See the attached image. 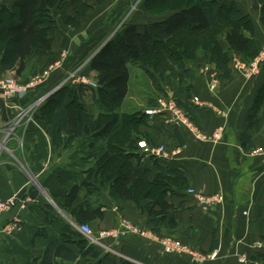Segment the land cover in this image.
<instances>
[{"label": "crops", "instance_id": "obj_1", "mask_svg": "<svg viewBox=\"0 0 264 264\" xmlns=\"http://www.w3.org/2000/svg\"><path fill=\"white\" fill-rule=\"evenodd\" d=\"M16 1L0 0V11L4 7L12 10ZM132 1L123 0L124 6L117 2L113 16L106 22L108 33ZM235 1L249 16L252 35L264 48V24L259 12L252 10L255 0ZM57 19V28L52 33V54L67 51L74 44H103L100 36L104 22L95 25L89 33L80 32L79 37L76 31H71V25ZM158 20L143 15L139 19L132 18L130 24L142 32L148 23ZM83 27L86 28V19ZM222 45L227 47L225 41ZM70 58L74 57L70 55ZM77 60L54 70L57 73L50 78L46 92L53 90L59 76L76 65ZM200 63L190 64L188 74L179 70L177 75L181 81L171 85L172 88L148 84L146 88L154 97L157 94L153 91L160 89L167 97L174 95L178 106L190 112L192 121L211 136V142L198 141L186 128L175 126L170 114L145 116L153 103L151 96L147 97L139 92V87L135 89L132 85V64L129 92L117 109L124 119L140 121L137 114L145 116L123 150L135 169L148 174L149 183H159L161 202L170 207L166 219L142 214L133 201L112 198L111 184L102 185L100 177L94 175L89 179L96 163L85 159L87 137L72 141L67 138L65 144L57 145L45 121L19 117L29 104L18 99L7 100L0 91V198L30 199L23 209L16 207L0 219V264H42L47 250L57 244L65 248L71 258H57L56 264H245L239 260L241 255H245L246 263H257V256L264 253V245L255 247L264 238V107L254 120L252 108L264 85V70L254 80L243 79L238 74L229 80L211 64V84L213 79L217 81L214 92L213 88L209 90L208 77L201 76ZM6 73L16 74L0 67V75ZM91 74L97 76L95 72ZM195 97L203 102L193 100ZM87 100L85 97L84 101ZM87 103L96 113L103 109L92 99ZM124 124L128 126L125 121ZM218 130H222L223 138L215 141L212 137ZM245 134L250 136L251 149L242 144ZM142 142L149 146L163 145L167 153L159 158L149 156L139 146ZM88 183L92 186L91 192ZM74 187L81 190L70 204L66 194ZM189 189L206 196L222 195L223 203L205 210L188 194ZM151 202L145 200L143 204ZM88 204L103 214L102 220L88 223L99 228L94 233L95 243L86 242L88 239L78 229V214H73L78 207L86 212ZM155 210L161 209L156 206ZM124 214L144 228L148 237L122 234L120 217ZM16 220L21 221L23 229L8 233V225ZM66 225L73 229L65 231ZM104 232L113 234L108 237ZM162 234L182 239L191 248L206 254L207 259L194 261L184 254L164 253L159 242ZM88 244L98 256H85Z\"/></svg>", "mask_w": 264, "mask_h": 264}, {"label": "trees", "instance_id": "obj_2", "mask_svg": "<svg viewBox=\"0 0 264 264\" xmlns=\"http://www.w3.org/2000/svg\"><path fill=\"white\" fill-rule=\"evenodd\" d=\"M173 1L176 0H168ZM163 3L165 5L167 2ZM160 4L162 5V2ZM258 4L255 2V7H258ZM89 7L91 6L83 0H17L12 10L2 8L0 67L4 71H15L21 76L32 62L53 53L52 32L57 28L54 13L59 12L65 24L74 26L81 21L80 12ZM262 7L264 11V0ZM173 11L174 13L167 18L148 23L142 32L136 25L130 23L123 26V29L90 61L89 67L97 75L98 87L90 88L85 84L78 87L66 86L48 98L40 106V114L36 115V118L45 121L48 132L57 145L65 144L67 138L71 141L82 137L88 138L85 159L96 163L89 173V179L95 175L101 178L102 185L111 184L112 198L133 201L142 214L151 217L161 216L162 219L167 218L170 207L161 202L159 183H149L148 174L135 169L130 157L123 150L127 143L131 142L130 138L141 120L148 116L137 114L139 121L132 118L124 119V116L117 112L129 92L130 65L143 68L152 79L156 74L152 73L151 68L162 67L160 73L168 70L164 63L165 59L171 61V64L174 63L179 70L189 72L188 62L189 58H192L189 55L190 42L185 38L179 39V36L188 33V30L198 36H207L204 43V47L207 48L206 54L211 64L222 71L223 76L229 80L233 71L230 66L232 53L243 56L250 54V58H254L262 50L261 44L252 35L253 27L249 16L239 9L235 1L198 0ZM226 26L230 29L224 39L227 47H224L219 38L221 32L215 31ZM248 33L251 36H248ZM194 43L199 44V41L195 40ZM87 90L91 92L94 103L102 106V111L96 113L88 110L84 102ZM262 107L264 85L252 108L253 120ZM242 138L243 146L251 149L253 146L250 136L245 134ZM87 187L91 192L92 186L88 183ZM80 190L81 188L74 187L67 192L70 204L77 198ZM145 200L153 202L144 205ZM156 206L160 207L159 212L155 210ZM87 207L86 212L82 207L73 210V214H78L79 226L103 219V214L97 208L90 204ZM72 229L70 225L65 226V231ZM84 253L85 256H98L95 249L89 246ZM57 258L71 256L65 248L57 244L47 250L42 264H56ZM256 261H264V253L258 255Z\"/></svg>", "mask_w": 264, "mask_h": 264}, {"label": "rangeland", "instance_id": "obj_3", "mask_svg": "<svg viewBox=\"0 0 264 264\" xmlns=\"http://www.w3.org/2000/svg\"><path fill=\"white\" fill-rule=\"evenodd\" d=\"M197 1L198 0H176L175 2L174 1L168 2V0H133L132 4H130L128 6L126 5L128 8L126 9V11L124 13H122L120 15V17L117 21L118 23L115 22V24H114L115 26L112 25V29L110 30L111 32L108 33L107 29H106V22H107V20H109V18H111L113 16L114 7L117 4V2H120V4L122 6H124L123 0H83L84 3L90 5L91 7H89L87 10L80 12L81 13V21H79L78 24L75 23L74 26L72 25L71 31H73V32L76 31V33L79 36L80 32L89 33L91 30H93L92 28H94L95 25H101L104 22V24H105L104 29H102L104 31H103L102 35L100 36V37H102V38H100V40H103L102 41L103 44L94 45V46H87L85 44L77 46L76 44H74V45H71L70 47L68 46L69 49L67 51L63 50V51H60L58 53V55L57 54L50 55V56L54 57L53 60L51 58L49 59V56H46L39 61L32 62L28 66L27 70L21 76H18L15 73L14 74L13 73L12 74L6 73L5 75L3 74L4 76L0 75V79H4V78L15 79L22 86H25V87L32 86L29 89V93L27 94V96L23 99H18V100L25 101L26 105L29 104V107H27L26 109L23 110V114L25 115V117L26 118L27 117L36 118V115L40 114L39 113L40 112L39 111L40 106H42L47 101L48 98L52 97V95L54 96L55 93L57 94V91L62 90L66 86L78 87L80 84H85V85H88L90 88H97L98 87L96 77H94L91 74V72H93V71H91V69L89 67L90 61L96 55V53L99 52V50L113 36H115L118 32H120L123 29V26L129 24L132 21V18L135 17L136 19H139L141 16L144 15V16H147L148 18H151V19H160L161 20V19L167 18L171 14H173L174 13L173 10L181 8L183 6H187L188 4L194 3ZM161 2H162V5L160 4ZM163 2H167V3L164 5ZM255 2L259 3L258 7H255V3H254V8L252 10L254 12L255 11L259 12V17H260L261 23L264 24V11L262 9L263 8L262 7L263 0H261V1L255 0ZM118 8H119V6H118ZM54 17L58 18L61 22H64V18L62 17V15L59 12H57ZM84 19H86V28L83 27V20ZM229 29H230V27L226 26L225 28L224 27L218 28V30L215 31V33L221 32L219 38L222 42H224L225 36H226ZM66 31L70 32L67 29H66ZM181 38L182 39L185 38L186 40H188L190 42L191 49H190L189 55H191L192 58H189L190 61L188 62V64L189 65L195 64L196 61H198V63L201 62L199 64L200 65L199 68L201 69V74H202L201 76L208 77L209 90L211 91V85L213 83L217 84V81H216V79H213L212 80L213 83L211 84V72H210V70H211L212 66H211L210 58H208V55L206 54L207 48L204 47V43L207 40V36H198V35H196V33H193V32L188 30V33H183L179 36V39H181ZM195 40L199 41V44H195L194 43ZM173 43L176 44L175 42H173ZM173 43L171 44L172 46L174 45ZM68 47H66V48H68ZM70 50H71V52H69ZM262 52H264V48H262L259 55H257L254 58H250V54L246 55V56L238 55V54H236V55L231 54V59H230L231 65L230 66L234 65V61H239L242 64V66L249 69L250 66L257 61V59L259 58V56ZM159 53H161V51ZM69 54L71 56H73L74 58H70ZM80 54L82 56L81 59H79ZM164 57L165 56L162 55V58H164ZM68 59H69V61H67ZM77 59H79V60H77ZM73 60H77V62L75 63L76 65L71 67L70 70L65 71L64 74L60 75L59 81L58 82L56 81V83H58V84H56V86H54L53 90L46 92L50 78L52 79V76L57 73V72L55 73L54 70L56 68L63 67L64 63L67 64L70 61L72 63ZM164 63L167 65V66L165 65L166 68H168V70L166 69L167 71H165L164 73L159 72V70L162 67L157 68L158 70L151 68L152 73L156 74L154 79H152V77L149 74L146 75V71L143 68H141L137 65H132V66L130 65L132 68V71H131L132 72V81H133L132 85L135 87V89H136V87H139L140 88L139 92H142L144 95H148L147 97H150L151 94H149V91L146 88V84L152 85L153 87L164 85L167 88L168 87L172 88L171 85H173V84L177 85L178 84L177 81L178 80L181 81V79H178L179 76L177 75V73L179 72V69L177 68V66L174 63L171 64V61H168L167 59H165ZM259 65H260L258 67L259 71L256 74H252V75H248V76L244 77V75L240 74L239 71H232V77H234L235 75L238 74V75L242 76L241 78H243V79L254 80V78L256 79L262 75V72L264 70V59L261 60ZM136 67L139 68L140 70L136 69ZM163 68H165V67H163ZM202 69H203V71H202ZM156 78H158V79H156ZM216 89L213 91L215 92ZM38 91H39V94H35ZM160 91H161V89H160ZM160 91L159 92L157 90L153 91L155 95L157 94V96H155V97L151 96L150 97V99H152L151 103H153L151 108H153L155 105L162 107V104H164V106L169 108L172 104H174V103L177 104V101L174 99L175 98L174 95L167 97V95H165V93H163V92L160 93ZM84 95H85V97H87L88 102H89V99L90 100L92 99L91 92L89 90L85 91ZM57 99H59V98H57ZM193 100H195L197 102H203L199 97H195V98H193ZM87 101H84V102H85L88 110L95 112V109L92 108L89 105V103H87ZM33 103H35V104H33ZM31 104H33L32 106H34V107L30 106ZM169 113H170V115L175 117V113L173 111L169 110ZM189 120L192 122V124L194 126V129H192V131H189V132L196 138V140L201 141V142H208V143L211 142V136H209L208 134H205L199 128V126H197L195 124V122H193L191 119H189ZM189 130H191V129L189 128ZM199 138H201V139H199ZM139 146H141V143H139ZM148 146H149V144H148ZM150 146L156 147L154 145H150ZM208 196L210 197L212 195H208ZM12 198H16L18 200V202L20 201V203L16 204L17 205L16 207H20L21 209H23L22 208L23 205H21V202L25 201V198L21 200L19 197L14 196V197H11L9 199H12ZM0 199H2V198H0ZM9 199H2V200H9ZM26 199H28V198H26ZM28 200H30V199H28ZM14 209L10 213H12L14 211ZM120 226L122 228V232H121L122 234L123 233H125V234L126 233H133V234L139 236L140 238L148 237V233L146 232V230H144V228H142L141 226L136 225L132 220H130V217L126 216L125 214L121 215V217H120ZM90 227L92 228L94 233H97L99 231V228L96 225H93ZM104 234H107L106 236L111 237L113 232H104ZM168 236H169L168 234L167 235L162 234L161 238L159 239L160 245H161V242L163 240L171 238V239L180 241L184 245V247L186 248V251H184V255L190 256L194 261H200V259L203 260L205 258L207 259V257L205 256L206 254H204L202 252H198L197 250L191 248L189 246V244L184 242L182 239H177V238L168 237ZM89 242H90V240L88 239V243ZM88 245L90 248H93V246L91 244H88ZM261 245H264V238L262 240H260L259 242H257L255 244V247L259 248ZM217 255L218 254L215 253L214 258H216ZM239 260L241 262H244L245 264H248L245 262L246 261L245 255H241ZM252 264H264V261H262V262L258 261L257 263L254 261Z\"/></svg>", "mask_w": 264, "mask_h": 264}, {"label": "built area", "instance_id": "obj_4", "mask_svg": "<svg viewBox=\"0 0 264 264\" xmlns=\"http://www.w3.org/2000/svg\"><path fill=\"white\" fill-rule=\"evenodd\" d=\"M262 59H264V52L260 54L257 61L253 63L249 69L242 66V64L239 61H234V65L231 67L233 71H239L240 74H243L245 77L248 75L256 74L259 71L258 67L260 66L259 63L261 62ZM31 87L32 86H29V87L22 86L15 79H10V78L0 79V91L3 97L7 100L25 98L27 94L29 93V89ZM215 87H216V84L213 83L211 88L215 89ZM169 110L175 113V117L171 115L172 123L175 126L184 127L188 131H192V129H194L192 122L189 120V119L192 120L191 115L185 109L179 107L178 104H175V103L172 104L169 108L164 106V104H162V107L155 105L153 108L147 110L146 114L150 117L156 116L159 114H170ZM19 117H22V119L25 117V115L23 114V111ZM189 128L191 130H189ZM212 138L215 141H220L223 138L222 130H218ZM140 147L144 149L146 154H148L149 156H153V157H158V158L164 157L167 153L166 147L162 145L158 147H150L145 142H143L141 143ZM188 194L194 197L199 203V205L205 210H210V209L217 207L224 200V197L222 195H212L210 197L209 196L207 197L197 192L194 189H189ZM29 202L30 200L28 199H26L25 201H22L21 202V205H23L22 208H24ZM18 203H20V201L18 202L16 198H12L9 200L0 199V218L5 214L10 213L17 206L16 204ZM7 229H8V233H11L12 231L22 230L21 221L20 220L14 221V223L9 225ZM78 229L91 242H94V243L96 242V239L94 237V232L92 228L90 227V225H81L78 227ZM104 235H107V234H104ZM161 245H162L161 247L164 253L166 254H184V251H186V248L180 241H177L171 238L163 240L161 242Z\"/></svg>", "mask_w": 264, "mask_h": 264}]
</instances>
